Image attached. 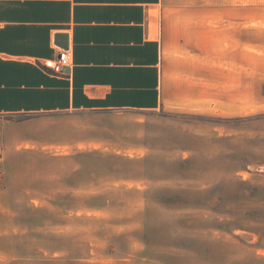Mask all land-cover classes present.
Returning a JSON list of instances; mask_svg holds the SVG:
<instances>
[{"label":"rangeland","instance_id":"rangeland-1","mask_svg":"<svg viewBox=\"0 0 264 264\" xmlns=\"http://www.w3.org/2000/svg\"><path fill=\"white\" fill-rule=\"evenodd\" d=\"M257 27L247 67L176 57L157 110L0 116V264H264Z\"/></svg>","mask_w":264,"mask_h":264},{"label":"crops","instance_id":"crops-1","mask_svg":"<svg viewBox=\"0 0 264 264\" xmlns=\"http://www.w3.org/2000/svg\"><path fill=\"white\" fill-rule=\"evenodd\" d=\"M258 25L264 57V0H0V116L157 110L176 57L207 39L218 64L241 47L247 67ZM61 49L73 64L60 76Z\"/></svg>","mask_w":264,"mask_h":264},{"label":"built area","instance_id":"built-area-1","mask_svg":"<svg viewBox=\"0 0 264 264\" xmlns=\"http://www.w3.org/2000/svg\"><path fill=\"white\" fill-rule=\"evenodd\" d=\"M73 64L72 55L65 50H60L57 57L51 60L50 68L53 70V73L56 75H64V71L67 67H70Z\"/></svg>","mask_w":264,"mask_h":264},{"label":"water","instance_id":"water-1","mask_svg":"<svg viewBox=\"0 0 264 264\" xmlns=\"http://www.w3.org/2000/svg\"><path fill=\"white\" fill-rule=\"evenodd\" d=\"M55 43L61 48L68 50L69 48V35L68 34H57L55 36Z\"/></svg>","mask_w":264,"mask_h":264}]
</instances>
